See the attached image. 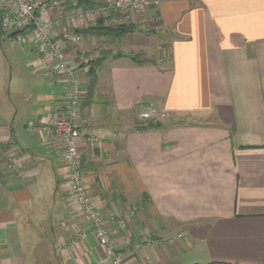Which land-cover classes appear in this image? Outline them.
I'll return each mask as SVG.
<instances>
[{
    "label": "crops",
    "instance_id": "obj_1",
    "mask_svg": "<svg viewBox=\"0 0 264 264\" xmlns=\"http://www.w3.org/2000/svg\"><path fill=\"white\" fill-rule=\"evenodd\" d=\"M76 1L80 8L113 2ZM157 1L141 13L99 17L102 25H135L120 37L92 30L99 18L65 26L81 36L68 44L74 61L99 55L85 88L78 143L89 191L107 215L138 206L132 217L106 221L127 264H264V0ZM68 10L64 2L43 16ZM152 28L166 35L168 65L148 56ZM7 37L23 62L0 65V264H25L22 245L33 218L47 219L44 231L55 246L71 233L63 223L69 213L48 225L50 207L59 199L66 204L60 150L27 127L47 119L48 103H63L64 84L32 70L34 44ZM117 43L123 52L115 55ZM137 53L140 61L132 60ZM147 107L153 120L139 116ZM148 121L158 125L139 129ZM9 149L28 153L20 177L5 171ZM148 234L161 243L125 248ZM169 235L175 239L167 241ZM86 241L61 254L54 246L50 260L93 264L103 251L91 234Z\"/></svg>",
    "mask_w": 264,
    "mask_h": 264
},
{
    "label": "built area",
    "instance_id": "obj_2",
    "mask_svg": "<svg viewBox=\"0 0 264 264\" xmlns=\"http://www.w3.org/2000/svg\"><path fill=\"white\" fill-rule=\"evenodd\" d=\"M64 2H68L69 10L63 13L60 18L46 19L43 17L48 11L60 7ZM151 3L156 4L158 1L113 0L105 5L80 8L76 0H0V11L2 12L0 14V29L4 32L14 29L16 32L12 39L20 45L34 41L41 46V55L34 60L32 65L36 70L59 75L61 82L66 84H64L66 87H64L63 95L65 107L60 109L55 106L53 101L48 103L46 124L62 140L65 148L63 156L66 163L65 182L71 187L72 198L78 204L77 214L81 215L88 224L86 229H76L75 238L85 239L89 233L102 248V255L93 264H127L124 256L111 239L106 221L132 217L135 214V208L111 212L108 215L104 214L89 195L88 190L85 187H80V183L76 180L80 170L78 143L82 138L81 128L85 122L79 116L81 103L84 101L83 84L90 81L91 76L89 77L88 74L91 63L98 55H90L82 57L80 61H74L69 56L68 44L79 42L80 34L74 31L67 32L66 29L61 36L55 38L56 34L53 33L52 28L61 23L69 26L76 21L94 20L110 10H130L141 13ZM81 80L83 81L81 82ZM154 113L152 108L147 107L140 111L139 116L143 120H148L154 118ZM31 125L34 129L39 128L37 124ZM86 139L92 142L96 138L88 136ZM8 167L10 171L15 170V161L9 160ZM74 191L76 194H73ZM160 242L159 239L151 238L148 234L138 240H128L126 244L137 250L145 244L150 246ZM60 243L62 245L64 241L59 242L57 246Z\"/></svg>",
    "mask_w": 264,
    "mask_h": 264
},
{
    "label": "rangeland",
    "instance_id": "obj_3",
    "mask_svg": "<svg viewBox=\"0 0 264 264\" xmlns=\"http://www.w3.org/2000/svg\"><path fill=\"white\" fill-rule=\"evenodd\" d=\"M0 14H2L1 11H0ZM60 16L59 17H55L53 19H58V18H60ZM44 18L50 19L48 16H46ZM58 25H60V24H56L52 28L53 29L52 30L53 33L56 34L55 38H58L59 36H61L64 33V31L66 30L65 25H62L60 33L55 32V29L54 28L56 26H58ZM147 28H148L147 29V31H148L150 27H147ZM152 31H153L152 35H154V37H152L150 39L151 41L149 42V45L151 46L152 50L148 53V56L152 60H155L156 59L155 61L159 65H161V66L168 65V61H169V49H168V45L165 44L166 41H167V39H165L166 38V35L159 34L156 31V29H153V28H152ZM15 32L16 31L14 29L11 30V31H5V32L2 31V33H4L5 35L10 36L11 38L13 37V35L15 34ZM8 39L9 38L7 36H4V35L0 34V65L6 64L5 61H4L5 59H10L12 62L16 60L20 64L21 61L23 60V56L19 52L18 48L11 41H9ZM28 43L34 44V46H36V48H37L36 55L33 57V59H31V61L29 63L30 66L32 67V70L34 72H38V73H41V74H47L49 76H53V74H48V73H46L44 71L36 70L34 68V66L32 65V63L34 62V60L36 58H39V56L41 55V51H42L41 49L42 48H41V46H39L34 41H30ZM28 43H26V44H28ZM26 44H24V45H26ZM21 46H23V45H21ZM115 46H116V49H117V52L115 53V55L119 54V52H123L122 50H120L121 49L120 47H122L121 45L119 46V44L117 43ZM3 50H4L5 53H8L7 50H10L9 56H7V57L4 56ZM128 53H130V52H128ZM142 55H143L142 53H137V54H135V57L139 58ZM159 55H161V56L159 57ZM15 68H17V66H15V65L12 64V69H13L12 73L15 72V70H14ZM56 76L60 79L59 75H56ZM88 76L90 77V72H89ZM82 81L83 80H81V82ZM87 83L88 82H86V83L83 84V96L86 98V100H87L88 95H89V93H87V90H85ZM63 84H65V83H63ZM65 85H63V91H64V87H66ZM85 98H84V101H85ZM62 102H63V100H62ZM83 105H84V103H81L80 115H79L80 116V119L83 118V114H82ZM55 106L57 108L63 109L65 107V104L63 102L61 105H59V106L55 105ZM163 116H164V114H163ZM153 119L154 118H151V119H148V120H153ZM195 121H197V120H195ZM46 123H47V119L45 121L38 122L37 123V125L39 126L38 131L43 136L42 139H43V142L45 144L51 143V144H53V146L55 148H58L60 150V159H61L62 176H63L62 177L63 178L62 179V186L64 187L63 188V192H65V194H66L65 195V198H64L66 200V204L63 202V199H59V203H57V205H53V207H50L51 210H54V213L55 214H53V213L51 214L52 219H49L50 222H49L48 225L51 224V226L54 227V225L56 224V222L59 221V219L62 217V214H65L66 215V214L69 213V217L71 219H69L68 221H63V223H64V225L67 224V223L68 224H71V228H70L71 233L66 238H62V237L59 238V240H58V242L56 243V246H55L54 242L52 241L54 238L53 237L52 238H49L48 235L45 234L46 231H44L45 225L47 224V219L45 220V217L44 216L42 217L43 218L42 220H41V217L33 218L32 223L30 225L31 230H32V234H29V235H26L25 236L26 242H24V244L22 245V247L25 248V252H24V255L26 256L25 264H53L50 259H51L52 254H53V247L54 246L56 247L55 252L57 254H61L63 252V250L65 248L69 247V246H73V245H76L78 243L83 244V245L86 244L87 241H85V240L90 235L88 233L85 239H82L81 237L75 238L76 229H81L82 230V229H86V228L83 227L82 224H80V222H79V220L80 219H83V218H82L81 215H78L77 214L76 210H77V205L78 204L72 198L71 187L69 186L68 183L65 182L64 175L66 173V163H65L64 157H63L64 156V150H65L64 145L62 143L61 138L58 135H56L54 132H52L48 128V126H47ZM153 123H157V122L156 121H153ZM31 124H33V123L30 122L27 125V127L29 129H33ZM93 141H95V140L93 139ZM8 151H11V150L9 149V150L6 151V155H5L6 162H5V167H4L5 168V171L7 173H10V174L14 175L15 177L22 176V171L27 167L25 161L27 159H29L28 158V153L25 152L24 150L21 153H19V152L18 153H16V152H8ZM9 160H14L15 161V170H17V171H15V170L10 171L9 170V167H8ZM76 180H78V182L80 183L79 184L80 187H82V188L85 187L88 190L89 195L94 200L91 192L89 191L88 184H87V180H86V178L84 176V173H83V170H82V167H81V161H80L79 174L77 175ZM74 187H75V185H74ZM73 194H76V191H74ZM37 207L38 208H41V209L48 210V206H40V205H38ZM132 207H134V206H132ZM134 208H135V212H136L138 210V206L136 205ZM85 223H86V221H85ZM179 235L181 236L182 234L181 233H176V236L180 237ZM170 239H175V238L172 235L167 236L166 240L168 241ZM61 241H64V243H62V245L60 243V245L57 246V244L59 242H61ZM134 242H136V241H134ZM57 247H63V248L58 249ZM117 248H118V251H120V253L122 254V250L123 249L119 248L118 246H117ZM125 248L134 249V248L128 246L127 244L125 245ZM51 251H52V254H51ZM53 257H54V255H53Z\"/></svg>",
    "mask_w": 264,
    "mask_h": 264
},
{
    "label": "trees",
    "instance_id": "obj_4",
    "mask_svg": "<svg viewBox=\"0 0 264 264\" xmlns=\"http://www.w3.org/2000/svg\"><path fill=\"white\" fill-rule=\"evenodd\" d=\"M79 2L82 4H89V5L94 4V2H92V0H79ZM102 21H103V18H99L96 21L97 22L96 25L91 27L92 30L94 29V31L100 35L105 34V35H109V36L120 37L127 32H131L135 28V25H133V24L102 25ZM131 59L134 61H140L135 56H132ZM91 71H92V69H90V74H91ZM157 125H158L157 123H153V122L149 121L146 125L139 127V129H147V128L154 127ZM190 264H200V263L193 262ZM207 264H242V263L226 262V261L216 260V261H209Z\"/></svg>",
    "mask_w": 264,
    "mask_h": 264
},
{
    "label": "bare ground",
    "instance_id": "obj_5",
    "mask_svg": "<svg viewBox=\"0 0 264 264\" xmlns=\"http://www.w3.org/2000/svg\"><path fill=\"white\" fill-rule=\"evenodd\" d=\"M8 36V35H7Z\"/></svg>",
    "mask_w": 264,
    "mask_h": 264
}]
</instances>
